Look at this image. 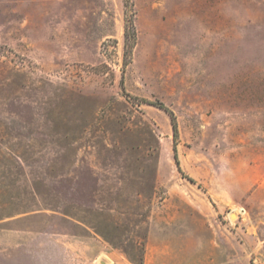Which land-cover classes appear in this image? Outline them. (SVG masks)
Returning <instances> with one entry per match:
<instances>
[{
  "label": "rangeland",
  "instance_id": "rangeland-1",
  "mask_svg": "<svg viewBox=\"0 0 264 264\" xmlns=\"http://www.w3.org/2000/svg\"><path fill=\"white\" fill-rule=\"evenodd\" d=\"M0 264H264V0H0Z\"/></svg>",
  "mask_w": 264,
  "mask_h": 264
},
{
  "label": "trees",
  "instance_id": "trees-1",
  "mask_svg": "<svg viewBox=\"0 0 264 264\" xmlns=\"http://www.w3.org/2000/svg\"><path fill=\"white\" fill-rule=\"evenodd\" d=\"M157 105L160 106V107H164V106H163L164 104H161V103H160V104H157Z\"/></svg>",
  "mask_w": 264,
  "mask_h": 264
}]
</instances>
